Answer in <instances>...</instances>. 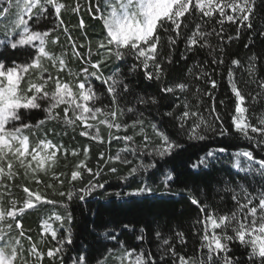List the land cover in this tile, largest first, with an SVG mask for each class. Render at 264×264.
<instances>
[{
	"label": "snow or ice",
	"instance_id": "snow-or-ice-1",
	"mask_svg": "<svg viewBox=\"0 0 264 264\" xmlns=\"http://www.w3.org/2000/svg\"><path fill=\"white\" fill-rule=\"evenodd\" d=\"M256 2L257 0H104L103 7L99 0H96L94 7L90 2L89 13L102 21L105 30L104 38L96 44L97 59L94 61L91 42L77 44L65 25L62 12L68 11L69 6L62 0H0V179L12 181L18 177L25 180L33 178L39 185L41 174L54 175L53 170L60 157L67 160L69 150L62 144L47 139L48 129L45 126L50 120L62 121L74 128L80 127L79 134L93 141L101 140L100 125H106L109 129V145L113 141L124 142V147L115 155L106 156L101 152L96 170L86 162L88 148L83 149L82 159H79L81 151L72 149L71 156L78 159L70 173H59V176L67 179L68 187L65 188V181L56 176L61 186L58 195L62 200L47 199L39 189L30 191L28 187H23L26 196L22 206L18 208L16 199L5 200L3 194H0V264H43L45 256L49 264H57V261L63 264L65 246L72 243V212L68 210L66 214L55 213L48 218L59 222L58 228H53L48 221L44 222V231L50 232L51 241H55L50 247H44L49 241L43 237L33 240L31 235H26L20 218L26 210L34 209L37 204L60 205L69 209L73 202H86L95 192L105 188L107 181L99 179L105 174V168L110 174L118 172V168L109 166L110 164L119 162L132 165L128 176L121 178L140 177L142 181L130 192H116L117 197H147L158 191L145 179L153 170L163 174V187L166 192L170 191L175 180V169L165 172L164 166L180 154L185 148V141L205 142L212 136L229 137L238 134L264 150V118H260L255 125L250 122L246 115L248 108L244 104L246 96H251V93H242L237 85L234 69L241 66L239 59H231L226 71L230 90L236 98L235 114L229 127L224 126L211 92L205 91L203 95L213 100L208 108L213 119L209 120L201 112V90L191 81L177 79L162 83L159 98L145 97L137 94L132 84L126 82L128 74L115 71L105 76L101 71V66L109 60L122 61L132 57L135 63L131 65L129 73L140 69L146 79L162 82L167 78L162 62L172 63L170 55L177 42L182 39V33L186 52L195 55L198 50L208 49L211 63L222 67L226 63L227 44L240 39L242 29H253ZM71 11L78 13L80 5L77 3ZM213 20L221 26L219 31L214 27L211 31L206 30L209 21ZM226 22L237 26L235 36L227 37V44L222 34ZM78 27H84L83 19ZM60 30L71 46L70 53L62 48L57 54L50 48V45L60 44V35L55 34ZM168 33L171 35H167ZM213 34L219 39V44L211 43L209 38ZM261 35H264V31ZM165 46L168 48L167 55L163 51ZM181 58L187 59V56L182 54ZM258 59L264 62V58L255 53L249 57L248 67L245 69L249 80L244 83H255L259 89L264 90V79H256ZM72 60L81 64L76 72L69 66ZM194 67L198 69L194 75L196 81L210 83L213 89L217 87V81L212 78L215 68L206 71L199 62ZM188 73L192 75L193 69L189 68ZM93 80L106 85L104 93L96 91ZM261 94L258 91L256 96ZM130 95L134 97L135 103L127 106L126 98ZM190 96L195 99V103L189 99ZM168 97H183L182 104L174 105L180 109L179 112L164 113L177 127V134H170L149 122L150 135L145 130L142 118H134L130 122L123 119L128 114L143 117L136 105L157 106ZM103 98L108 102L104 103ZM252 99L255 100L256 97L253 96ZM220 104L223 105L224 101H220ZM41 113L44 118L32 123V117ZM138 125L142 136L140 144L135 143L134 135H119L111 131L115 129L116 133L121 130L127 133L129 127L136 129ZM41 128H44L42 137L30 139V135ZM222 154L235 158L232 167L239 173L253 178L259 176V185L251 191L248 187L239 185V192L226 187L225 191L233 193L235 210L225 214H217L199 199L189 197L190 202L201 213V218L196 221L202 225L198 236V254L185 256L177 252L175 240L186 243L183 232L177 231L172 236H164L157 230L155 237L160 241L159 256L154 257L151 250H141L130 264H240L239 257L229 255L233 245L248 250V264H264V157L257 156L253 150L216 147L205 151L190 167L201 171L209 169L211 163ZM128 155L138 158L139 162L133 165V160ZM85 175L88 176L87 181L84 180ZM0 187L4 185L0 183ZM44 187L51 189L53 185L45 183ZM65 225L68 227L65 228ZM129 227L124 225L126 229ZM140 231L141 235L137 239L142 241L144 229ZM103 235L117 241L119 246L120 242L114 233L109 235L105 232ZM21 239L27 241V247ZM134 251L122 249L118 256L112 253L115 264H125L127 257L132 256ZM73 264H88V260L85 255H80L73 260ZM98 264H106V261H98Z\"/></svg>",
	"mask_w": 264,
	"mask_h": 264
},
{
	"label": "trees",
	"instance_id": "trees-1",
	"mask_svg": "<svg viewBox=\"0 0 264 264\" xmlns=\"http://www.w3.org/2000/svg\"><path fill=\"white\" fill-rule=\"evenodd\" d=\"M62 2H65L69 6L68 11L62 12V19L65 25L68 26L77 44L85 43L86 41L91 42L94 53L93 60L95 61L97 59L95 56L96 44L105 35L102 21L99 18H94L88 11L89 3L91 2L94 7L96 0H62ZM99 2L103 7L104 0H99ZM77 3L80 5V11L78 13L71 11V8ZM81 19L84 21V27L82 29L78 27ZM204 19L207 20V18ZM189 27L191 29L192 26L190 25ZM213 27L217 31L221 28L213 20L209 21L206 30L211 31ZM236 27L235 24L229 22L223 25L222 34L225 37L226 44L229 35L235 36ZM262 31H264V0H257L255 15L253 17V29H242L240 39L233 40L230 44H227L226 63L222 67H216L211 63L212 58L207 54L208 49L198 50L195 55L186 52L182 33V39L177 42L175 50L170 55L172 63L162 62L164 71L167 74L166 80L162 82L146 79L143 71L140 69H137L135 73H129L131 65L135 63L132 57H128L122 61L115 59L109 60L105 65L101 66V71L105 76L115 71H118L120 74H128L126 82L132 84L137 94L145 97L156 96L159 98V88L162 83L176 81L177 79L191 81L201 90V99L203 101L201 104V112L209 120L213 119L208 113V108L213 100L211 97L203 95L205 91L211 92L215 98L216 110L220 113L224 121V126L229 127L232 116L235 114L236 98L230 90L226 71L231 59H239L241 66L238 69H234L237 85L241 88L242 93H251V96H246L244 106L248 108L246 115L249 117L250 122L255 125L260 118H264V90L259 89L255 83L245 85L244 82L249 80V76L245 71L248 67L249 57L255 53L258 57L264 58V35H261ZM55 34L60 35V44L56 46L50 45V48L57 54H59L62 48L67 49L70 53L71 46L68 45L63 31L60 30ZM167 35H171V33ZM209 39L214 45L220 43L215 34ZM162 43H164L163 40ZM246 44L248 47H245ZM163 51L166 55L168 54L167 46H165ZM182 54L186 55L187 59H182ZM198 62L206 71H211L213 68L216 69L212 75V78L217 81V87L215 89L211 87L210 83H205L203 80L196 81L194 79V75L198 72V69L194 65ZM256 63L258 66L256 79H264V62L258 59ZM69 66L73 72H76L81 67V64L79 61L72 60ZM189 68L193 69L192 75L188 73ZM53 71L55 72L56 69H53ZM93 84L98 93H104L106 85L95 80H93ZM258 91L262 92L260 96H256ZM253 96L256 97L255 100L252 99ZM189 99L193 103L196 102L191 96ZM220 101H224V104L221 105ZM103 102L107 103L108 101L106 98H103ZM134 103V97L131 95L127 96V106H132ZM182 103L183 97L180 99L168 97L163 100L162 104L157 106L136 105L139 112L143 113V117H138V114L136 116L128 114L123 119L130 122L131 119L142 118L145 122V130L150 135L151 128L149 122L156 124L170 134H177V127L173 124L172 119L164 115V113L167 111L179 112L180 109L175 108L174 105ZM42 118H44V114H37L32 117V123H36ZM45 127L48 129L47 139L52 140L53 143L62 144L69 150V155L66 161L63 157H60L58 165L53 170L54 175L44 176L41 174L39 177L41 183L39 185L36 184L33 178L25 180L18 177L12 181L0 179V183L4 185V187H0V194H3L5 200L10 198L16 199L18 208L22 206L26 196L23 192V187H28L30 191L39 189L41 194L47 199L58 201L63 199L58 195L61 189L59 180L65 181V188L68 185L65 176H59V173H70L73 164L78 159L71 156L72 149L80 150L81 156L79 159H82L83 149L88 148L89 152L86 162L89 167L96 170L101 152L115 155L120 148L124 147L123 141H113L109 145L105 134L102 135L103 138L101 140L103 142L90 140L88 137L79 134L80 127L74 128L73 126L65 125L62 121L50 120ZM139 127L138 125L137 128ZM229 130L231 132V128ZM43 131L44 128L36 130L30 135V139L42 137ZM125 134L134 135L136 144L142 142V136L140 134L136 135L135 129L133 132L130 130ZM216 147H228L230 150H253L257 156L264 157V150L256 147L254 143L243 139L238 134L229 137L212 136L211 139L205 142L185 141V148L180 154L164 166L165 172L175 169L173 173L175 180L171 185L170 191L166 192L163 187V174L153 170L148 173L145 179L151 186L158 189V191L147 197H117L115 195L116 192H130L139 186L142 181L140 177L121 178L128 176V171L132 165H123L119 162L115 163V165L110 164L109 166H116L118 172L116 174H110L107 173V168H105V174L99 177L101 181H107L105 188L95 192L86 202H73L69 209H65L60 205L37 204L34 209L26 210L20 218L25 234L31 235L33 240L41 237L48 240L49 244L44 247L54 245L55 241H51L50 234L43 231V223L45 221H51L48 218L55 213L66 214V211L70 210L73 215V223L71 225L72 243L65 246L66 251L63 257V264H73V260L80 255L86 256L88 264H98V261L101 260L106 261V264H115V260L111 258L112 253L119 255L122 249H133L135 250L133 254H137L141 250H151L152 255L158 257V245L160 241L155 237L157 230L161 231L164 236H172L177 231L183 232L186 243H181L178 239L175 240L177 252L185 256L198 254L200 247L198 236L201 234L202 225L197 224L196 221L201 218V213L190 202L189 197L194 196L199 199L217 214H225L235 210V202L232 200L233 193L225 191L226 187L234 188L239 192V185H244L251 191L252 188L257 187L260 183L259 176L255 178L245 176V174L239 173L238 170L234 169L232 164L235 158L229 154H222L219 159L211 163L209 169L201 171L190 167V164L195 162L200 156H203L205 151L209 148ZM122 155L127 154L122 153ZM128 158L133 160V165L139 162L138 158L134 159L131 155H128ZM65 163L67 167H65ZM161 163L163 164V161ZM56 176H59V180L56 179ZM84 180H88L87 175L84 176ZM45 183H51L53 188L44 187ZM17 184L20 186L17 187ZM54 223L55 227L58 228L59 222ZM124 225H129L130 227L126 229ZM67 227L65 225V228ZM141 229H144L142 241L137 239L141 235ZM59 231L63 232L64 229H59ZM105 232L109 233V235L114 233L120 242L119 246H117V241L106 238L103 235ZM21 242L27 247L26 240L21 239ZM247 252L248 250L246 248L233 245L232 252L229 255L239 257L240 264H248ZM43 264H49L46 256ZM57 264H59V261H57Z\"/></svg>",
	"mask_w": 264,
	"mask_h": 264
},
{
	"label": "rangeland",
	"instance_id": "rangeland-1",
	"mask_svg": "<svg viewBox=\"0 0 264 264\" xmlns=\"http://www.w3.org/2000/svg\"><path fill=\"white\" fill-rule=\"evenodd\" d=\"M100 118H102V117H100ZM100 118H98V119H100ZM130 130H132V132H133L134 129L131 128V127H129V129L127 130V132L130 131ZM135 130H136V135H138L139 134V128H136ZM111 131L114 134H119V135H124V133H125L123 130H121L119 133H116V130L115 129H112ZM108 132H109V129H107V126L106 125H100V136H101V139L103 138L102 137L103 134H105L107 136L106 138L108 139ZM98 141H101V140H98ZM106 154L107 155H112L111 153H106ZM115 163H117V162H115ZM48 222L52 224V227L53 228H56L55 227V223L53 221H48ZM43 225H44V223H43ZM43 231H44V227H43ZM47 233L50 234V232H47ZM135 255L136 254H133L132 256L127 257V259L125 260V264H130V262L135 259ZM116 256H118V255L116 254ZM111 258L113 260H115V257L113 255L111 256Z\"/></svg>",
	"mask_w": 264,
	"mask_h": 264
}]
</instances>
